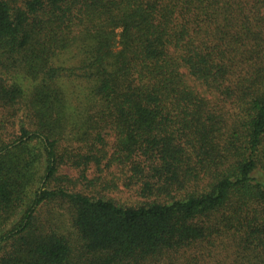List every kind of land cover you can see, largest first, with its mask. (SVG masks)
<instances>
[{"label": "trees", "instance_id": "16d2710c", "mask_svg": "<svg viewBox=\"0 0 264 264\" xmlns=\"http://www.w3.org/2000/svg\"><path fill=\"white\" fill-rule=\"evenodd\" d=\"M0 264H264V0H0Z\"/></svg>", "mask_w": 264, "mask_h": 264}, {"label": "rangeland", "instance_id": "374dc122", "mask_svg": "<svg viewBox=\"0 0 264 264\" xmlns=\"http://www.w3.org/2000/svg\"><path fill=\"white\" fill-rule=\"evenodd\" d=\"M62 172L65 173V174H68L70 176H75L76 175L75 170L70 169L69 167H63ZM126 196L127 195L125 193H118L116 195L117 198H121L123 201H124L123 198H125Z\"/></svg>", "mask_w": 264, "mask_h": 264}]
</instances>
